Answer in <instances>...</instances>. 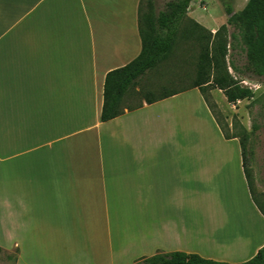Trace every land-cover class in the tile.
<instances>
[{"label": "crops", "instance_id": "1", "mask_svg": "<svg viewBox=\"0 0 264 264\" xmlns=\"http://www.w3.org/2000/svg\"><path fill=\"white\" fill-rule=\"evenodd\" d=\"M200 2L178 36L193 35L194 24L215 34L222 17L191 11ZM141 6L0 0V249L17 251L14 264H134L158 253L244 264L264 247L253 202H217L241 174L252 201L239 140L226 138L208 110L220 152L196 155L209 147L202 136L211 127L195 124L198 108L165 107L190 94L198 102V88L100 121L106 75L141 52ZM178 50L190 52L188 44ZM168 122L189 130L177 142L187 154L164 150Z\"/></svg>", "mask_w": 264, "mask_h": 264}, {"label": "rangeland", "instance_id": "2", "mask_svg": "<svg viewBox=\"0 0 264 264\" xmlns=\"http://www.w3.org/2000/svg\"><path fill=\"white\" fill-rule=\"evenodd\" d=\"M170 1L172 0H156V9H163L165 4ZM201 1L202 2L197 3L196 8L193 7L191 11L209 13L212 9L215 10V12L222 17V22L216 28L215 34H210L205 28L194 24L195 29L193 35L191 32L188 34L189 32L187 31L182 33L168 60L150 72L149 75L139 83L142 86L140 88L146 89V91H148L147 94L150 93L155 96L167 93L168 91L175 92L189 88L193 86L194 81L200 82V84L210 82V85L207 84L209 86L202 85L200 88L204 99L201 98L198 101L199 106L197 104L198 102L192 98L195 94H190L191 99L189 102H185L183 96L178 100L168 102L169 104L171 103L172 106L167 104L165 107L170 109L185 107L198 108V112L202 115H200L201 120H193L195 124H204L203 129H206L207 124L211 127V133L205 132L202 136L203 140H210L209 147L199 149L196 155L206 157L211 156L210 153L212 151L220 152L218 145L213 143H216L217 140L221 141V138L214 132L217 140H213V128L209 120H205V115L206 112L208 113V110L211 116H214V119L225 137H238L237 139H240L244 133L250 135L245 143V156L253 178L255 199L260 207L264 209V79L252 76L249 73L238 75L229 68L228 72L231 77L238 82V86L248 89L254 95L250 100H241L238 103L229 104L222 91L215 89L211 84L213 78H216L218 75L216 73V75H214L213 69L211 68L205 67L206 69H204L203 67L205 65L199 66V63L200 65L203 64V61L200 60L201 55L208 53L210 56H215L218 45L226 43V65L229 67L231 63L242 69L245 64V48L243 41L244 26L241 22L230 25L228 19L230 16L238 18L250 0H222L221 2L217 0ZM147 2L148 0H142V17L147 13ZM210 3L213 8H211ZM226 7L230 8L232 11L230 16L225 14ZM231 35H235V38L231 39ZM184 44L189 45L190 52L182 57L178 49ZM192 49H194V51ZM199 67L200 70L201 68L203 69L206 75H198L200 71L197 72V68ZM196 95L198 96V94ZM138 97L135 96L136 99L131 97L135 100L132 104L130 102H128V104L136 105L139 103ZM168 125L169 128L166 131L167 138L165 139L166 143L164 145V150L171 149L174 150L176 154H187L183 149L179 150L177 142H182L181 140L184 139L185 135L190 134L189 130L182 128L183 122H181L179 127H172L169 122ZM195 136H197V134H195ZM232 157H235L236 160L237 157H240L236 149L233 151ZM242 178V174L239 177L234 176L232 188L230 190L227 189L226 195L219 194L217 196V202L231 204V206H243L252 203L247 196V188L242 183ZM16 256L17 251L15 249L9 250L8 246V251L1 250L0 252V264H14ZM142 260L144 259L138 260L134 264Z\"/></svg>", "mask_w": 264, "mask_h": 264}, {"label": "trees", "instance_id": "3", "mask_svg": "<svg viewBox=\"0 0 264 264\" xmlns=\"http://www.w3.org/2000/svg\"><path fill=\"white\" fill-rule=\"evenodd\" d=\"M155 1L148 0L147 13L144 17L141 16L142 13L140 12L141 52L139 56L127 66L113 70L105 77L103 104L100 114L101 122H107L122 115L123 109L132 110L134 106L131 104L136 99L135 96H139L140 101L144 100L147 104H152L177 94V91H168L167 93L153 96L154 94H147L148 91L146 89H140L139 92L131 94V91L139 86L143 77L155 70L171 56L179 38L180 26L193 0H172L166 3L161 10L156 9ZM217 1L221 2L222 0ZM231 13L230 8L226 7L225 14L230 16ZM236 22H241L244 26L245 64L242 69L231 63L229 67L226 65V43L218 45L215 56H210L208 53L201 55L200 60L203 61V64L200 65L199 63V66L205 65L204 69H206L205 67L211 68L214 75H218L213 78L211 84L215 89L222 91L229 104H235L241 100H250L254 96L248 89L238 86V82L229 74V68L238 75L249 73L252 76L264 79V0H250L238 18L230 16L228 19L230 25L236 24ZM230 38H235V35H231ZM197 72L198 75H206L202 68L200 70V67L197 68ZM209 83L200 84V82L194 81L192 87L198 88L202 94L201 86H209ZM128 102L131 104H128ZM249 137L250 135L244 133L238 139L241 148L243 174L252 202L264 216V209L260 207L254 196L253 178L245 156V143ZM232 138L237 139L238 137ZM136 264L217 263L204 261L197 256H188L181 253H158ZM244 264H264V247L258 251L253 259Z\"/></svg>", "mask_w": 264, "mask_h": 264}, {"label": "built area", "instance_id": "4", "mask_svg": "<svg viewBox=\"0 0 264 264\" xmlns=\"http://www.w3.org/2000/svg\"><path fill=\"white\" fill-rule=\"evenodd\" d=\"M238 103V102H237Z\"/></svg>", "mask_w": 264, "mask_h": 264}]
</instances>
